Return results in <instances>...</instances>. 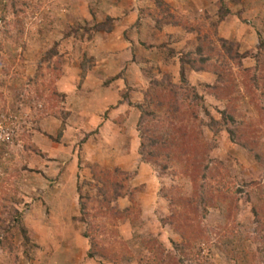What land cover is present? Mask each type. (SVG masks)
Wrapping results in <instances>:
<instances>
[{
  "label": "rangeland",
  "instance_id": "rangeland-1",
  "mask_svg": "<svg viewBox=\"0 0 264 264\" xmlns=\"http://www.w3.org/2000/svg\"><path fill=\"white\" fill-rule=\"evenodd\" d=\"M150 236L264 264V0H0V264H149Z\"/></svg>",
  "mask_w": 264,
  "mask_h": 264
},
{
  "label": "trees",
  "instance_id": "trees-1",
  "mask_svg": "<svg viewBox=\"0 0 264 264\" xmlns=\"http://www.w3.org/2000/svg\"><path fill=\"white\" fill-rule=\"evenodd\" d=\"M107 25H108V29L112 28V24H107ZM107 25H104V26H107ZM56 51H57L56 47L49 49L46 52L47 53L46 57L49 58L52 55H57ZM185 77H186L185 73L183 72L182 73V79L184 82H187V79ZM56 91H57L56 89L53 90V92H52L53 96L58 94ZM58 95H61V94H58ZM137 107L139 108V110L141 112L138 127L140 129V133H142V139L147 140V142L143 141V140L141 142V146L144 149V147H146L148 145V141H149L147 139L148 135L145 132V130L147 131L146 125H148V122L151 121V119L152 120L154 119L155 114H154V110L152 108V102L149 99H146L143 103L137 104ZM229 132H230V137L233 140H237V141L239 140V139H236L237 136L235 134V131L232 130V128H229ZM183 136H184L183 140H182V137L180 139L174 138L171 140L170 146H169L171 149L170 150L171 153H176V154L181 155L182 151L184 152L187 149L188 135H187V133H184ZM160 139H161V137H153L149 141V145L154 146V148L157 149V154L159 153V151L163 150L165 147V144H160V141H161ZM183 148H184V150H183ZM143 149L141 150V154L144 156L145 151ZM117 170L120 171L119 169H117ZM114 193L116 195L115 197L125 196L124 193L122 192V190L115 191ZM102 194H103L102 201H103L104 205L106 207H108L109 204H111L112 200L108 197L107 188L104 187V191ZM81 211H82V216H83L82 220L86 221V215H84L85 214V212H84L85 207L84 206H81ZM130 211H132L131 207H127L124 210L119 211L118 215H115V217L119 218L120 220L124 219L130 215ZM22 229H23V234L25 235V244L24 245H30L28 249L27 248H25V249L29 251L30 247L33 248L35 245H33L31 243V237L27 235L26 228H24V226H23ZM85 235L86 236L88 235L87 232L85 233ZM142 242H143V246L146 248V250H148L151 253V256L149 258V261H150L149 264H152L151 262H153L154 264H170L166 260V257H168L169 260H173L172 256L165 254L164 248L156 236L146 237L143 239ZM91 243H92L91 248L97 247V241L95 238L91 239ZM94 248L92 249V251H90L91 255H93L94 252L96 251V249H94ZM100 253L104 254V256H106L107 258H111V260L112 259L119 260L117 250L110 248L109 246L102 247Z\"/></svg>",
  "mask_w": 264,
  "mask_h": 264
}]
</instances>
